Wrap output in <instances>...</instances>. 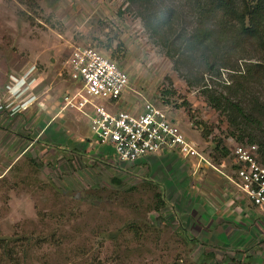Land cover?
Returning <instances> with one entry per match:
<instances>
[{"label": "rangeland", "instance_id": "rangeland-1", "mask_svg": "<svg viewBox=\"0 0 264 264\" xmlns=\"http://www.w3.org/2000/svg\"><path fill=\"white\" fill-rule=\"evenodd\" d=\"M165 4L197 21L189 0ZM145 21L128 0H0V264H264V212L216 147L241 131L203 93L228 91L246 58L190 85ZM76 46L129 73L115 107H163L211 164L168 152L121 162L87 142L89 118L63 108ZM29 75L43 78L32 95Z\"/></svg>", "mask_w": 264, "mask_h": 264}, {"label": "trees", "instance_id": "trees-1", "mask_svg": "<svg viewBox=\"0 0 264 264\" xmlns=\"http://www.w3.org/2000/svg\"><path fill=\"white\" fill-rule=\"evenodd\" d=\"M128 1L144 14L150 35L185 70L190 85L203 83L205 73L219 75L221 67L240 70L238 60L246 58L245 73H230L235 80L227 86L228 91L206 86L203 93L232 127L241 131L229 133L236 142L258 144L264 163V0H189L191 11L198 15L191 25L180 23L175 8L167 6L165 0ZM193 73L198 76L192 77ZM238 77L243 81H237ZM241 82L247 83L242 97ZM219 146L225 156L231 155L221 139Z\"/></svg>", "mask_w": 264, "mask_h": 264}, {"label": "built area", "instance_id": "built-area-1", "mask_svg": "<svg viewBox=\"0 0 264 264\" xmlns=\"http://www.w3.org/2000/svg\"><path fill=\"white\" fill-rule=\"evenodd\" d=\"M66 64L79 88L65 93L63 108L87 116L96 144L113 149L119 161L136 162L168 152L211 164L163 107L151 101L136 111L115 107L129 89L130 75L103 52L76 46ZM103 100L108 104H102ZM229 149L235 183L251 205L264 212V163L258 144L234 142Z\"/></svg>", "mask_w": 264, "mask_h": 264}, {"label": "crops", "instance_id": "crops-1", "mask_svg": "<svg viewBox=\"0 0 264 264\" xmlns=\"http://www.w3.org/2000/svg\"><path fill=\"white\" fill-rule=\"evenodd\" d=\"M67 71V70H66ZM30 76V77H29ZM28 76V80H27V82H26V84L22 87L23 88V90L22 91H27L28 92V94H35L34 92H30V89L33 91V90H35V88H37L38 87V81H40V82H43V78H41V77H32L33 75H29ZM67 77H68V81H69V83H70V86H69V88H68V90L67 91H73V90H75V88L78 86V83L77 82H75L73 79H71V77L68 75V73H67ZM27 85V86H26ZM22 86V85H21ZM17 94H20V93H17ZM31 95L29 96V97H31ZM52 123H53V121H51V122H46L45 124H44V126H43V130L45 131V130H47L51 125H52ZM88 128H89V131L91 132V128H90V125H89V123H88ZM87 142H89L90 144H93V145H95V146H98L97 144H96V141H95V138H94V136H93V134H92V132H91V136H89V138L87 139ZM152 156V155H151Z\"/></svg>", "mask_w": 264, "mask_h": 264}]
</instances>
